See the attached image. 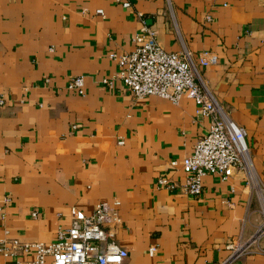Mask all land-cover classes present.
<instances>
[{
    "label": "crops",
    "instance_id": "obj_1",
    "mask_svg": "<svg viewBox=\"0 0 264 264\" xmlns=\"http://www.w3.org/2000/svg\"><path fill=\"white\" fill-rule=\"evenodd\" d=\"M129 2L0 0V240L50 244L73 210L115 203L122 264H219L225 245L262 220L264 0ZM137 13L165 52L213 60L198 72L245 132L250 186L234 170L225 181L203 176L196 197L155 187L158 177L183 182L169 162L188 155L210 121L189 98L173 104L123 88L109 55L133 50ZM77 76L82 97L65 88ZM33 256L15 250L0 264ZM236 264H264V236Z\"/></svg>",
    "mask_w": 264,
    "mask_h": 264
},
{
    "label": "built area",
    "instance_id": "obj_2",
    "mask_svg": "<svg viewBox=\"0 0 264 264\" xmlns=\"http://www.w3.org/2000/svg\"><path fill=\"white\" fill-rule=\"evenodd\" d=\"M114 1L122 8L131 7L129 0ZM94 13L102 16L100 9ZM136 15L141 27L133 38V50L109 55L117 66L116 77L123 88L135 98L155 96L173 104L181 97L189 98L196 105L195 114L207 117L210 121L206 134L194 143L191 152L179 161L169 162L171 168L177 167L182 171L183 182L179 184L170 178L158 177L155 187L168 191L178 190L196 197L200 193L203 176L214 174L225 181L234 170L241 172L247 186H250L253 179L252 165L245 132L228 117L206 88L198 72V66H206L213 60H195L185 48L176 53L165 52L156 43L155 31L145 26L140 14ZM103 84L109 86L110 82L103 80ZM65 88L82 97V77L71 78ZM5 201L4 199L3 202ZM115 205L98 203L89 214L73 210L68 227L59 229L55 241L50 244H10L0 240V255L7 257L13 255L15 250L27 252L28 249H33L32 260L15 264H122L125 251L115 242L110 229L120 224ZM260 205L262 220L252 236L226 244L224 249L228 254L219 264H236L264 236L263 197H260ZM154 250L150 246L148 254L152 255Z\"/></svg>",
    "mask_w": 264,
    "mask_h": 264
}]
</instances>
